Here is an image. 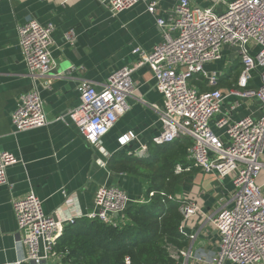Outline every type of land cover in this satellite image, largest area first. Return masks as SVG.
I'll return each mask as SVG.
<instances>
[{
  "label": "built area",
  "instance_id": "built-area-1",
  "mask_svg": "<svg viewBox=\"0 0 264 264\" xmlns=\"http://www.w3.org/2000/svg\"><path fill=\"white\" fill-rule=\"evenodd\" d=\"M141 1L100 0L113 15ZM219 1L225 4L223 10L203 7L199 0H179L174 11L164 17L157 14L159 1L151 0L148 12L156 19L162 41L150 52L141 47L133 49L138 56L137 66L114 70L101 89L87 79L81 80L79 104L57 118L77 127L90 145L99 147L103 137L131 109V99L146 103L133 73L138 67H150L165 99L163 105H151L160 127L152 142L165 145L179 137H188L192 142L187 156L190 165L179 164L176 172L200 167L220 179L231 178L234 187L214 212L205 211L194 200L180 199L164 191L149 192L151 199L159 195L163 203L177 202L183 215L179 231L188 239L187 246L166 244L173 264H264V185L257 183L264 170V0ZM55 30L53 22L42 23L37 19L18 27L22 55L33 79L54 75ZM77 40L75 29L64 33L65 44L75 46ZM225 46L236 48L243 64L238 83L227 91L219 87L223 73L206 70L208 64L223 57ZM75 69L72 66L65 72ZM198 75L204 77L210 90L200 91L192 84ZM47 83L51 84V80ZM230 99L233 100L230 110L224 111V104ZM245 99L259 100L262 116L233 121L231 111ZM11 119L16 132L49 123L38 85L20 95ZM134 138L133 132L127 134L128 141ZM132 153L146 157L149 146L141 144ZM18 162L14 154L0 149V186L12 184L8 168ZM131 201L119 183L102 184L96 192L94 209L86 217L119 227L113 216L125 213ZM13 207L18 229L29 230L21 239L28 255L26 259L5 264H50L54 259L60 262L66 254L58 253L55 246L65 227L76 218H58L45 213L42 200L34 193L14 199ZM212 230L217 231L215 241L209 238ZM42 241L46 255L41 253ZM209 243L215 244L213 254L205 250ZM126 263L131 264L130 258Z\"/></svg>",
  "mask_w": 264,
  "mask_h": 264
},
{
  "label": "crops",
  "instance_id": "crops-1",
  "mask_svg": "<svg viewBox=\"0 0 264 264\" xmlns=\"http://www.w3.org/2000/svg\"><path fill=\"white\" fill-rule=\"evenodd\" d=\"M150 1L143 0L118 15H113L100 0L0 1V149L9 151L19 159L18 163L8 168L12 184L0 186V264L27 258L28 250L21 239L28 235L29 230L18 229L13 200L31 193L40 197L45 213L58 218L72 216L79 220L87 218V213L94 209L97 189L105 183H119L129 193L131 202L145 201L142 203L148 204L160 197L156 195L151 199L150 191H164L180 199L194 200L207 212H214L220 200L233 191L231 178L220 179L200 167H192L183 173L176 172L177 165H190L187 156L191 141L188 137H184L190 141V145L181 156L183 161H177L172 166L173 171L165 180L156 178L158 166L152 170L113 169V160L151 159L160 148L178 139L165 145L152 142L160 127L151 105H163L165 99L148 66L138 67L133 73L140 88L139 93L146 103L131 99V109L103 137L99 147L90 145L77 127L57 119L79 104L78 86L81 80L87 79L101 89L114 70L137 66L138 56L133 49L141 47L150 52L162 41L156 19L148 12ZM158 1L157 14L166 17L174 11L179 0ZM199 4L217 10L225 8V4L219 0H199ZM30 19L56 25L53 44L56 69L50 77L36 76L33 79L24 61L18 27ZM70 29H75L78 35L75 46L64 43V33ZM229 48L234 52L224 69L219 62L209 66V69H221L223 75L219 87L223 91L238 83L243 69L236 48L225 46L223 56ZM72 66L76 69L65 72ZM48 79L51 84L47 83ZM191 82L200 91L211 89L202 75ZM35 84L45 100L49 123L16 132L12 126V113L17 108L20 95L32 90ZM232 103V99L227 100L224 111L230 110L228 108ZM262 114L259 100L245 99L231 111V119L237 121L246 116L259 118ZM211 125L219 133L215 124ZM130 132L135 134V138L128 141L127 134ZM144 143L149 146L148 156L139 157L132 153ZM260 174L261 185H264V170ZM162 185L163 188L160 187ZM113 218L119 222V227L128 222L126 212ZM213 236L216 234L212 230L209 234L211 241H215ZM205 250L213 254L215 244L209 243ZM41 253L47 254L44 241L41 243ZM63 259L60 262L54 259L50 264H65Z\"/></svg>",
  "mask_w": 264,
  "mask_h": 264
},
{
  "label": "trees",
  "instance_id": "trees-1",
  "mask_svg": "<svg viewBox=\"0 0 264 264\" xmlns=\"http://www.w3.org/2000/svg\"><path fill=\"white\" fill-rule=\"evenodd\" d=\"M190 141L178 138L174 145L160 148L151 159L113 160V169L152 170L158 166L156 178L165 180L173 171L172 166L177 161H183L181 156ZM126 215L128 222L121 227H113L97 219L75 220L65 227L55 249L66 253L65 264H127V258H130L131 264H173L166 244L179 247L187 244L179 231L183 220L179 204L172 201L164 204L160 197L148 204L131 202Z\"/></svg>",
  "mask_w": 264,
  "mask_h": 264
},
{
  "label": "rangeland",
  "instance_id": "rangeland-1",
  "mask_svg": "<svg viewBox=\"0 0 264 264\" xmlns=\"http://www.w3.org/2000/svg\"><path fill=\"white\" fill-rule=\"evenodd\" d=\"M233 49L231 48H229L228 49V52L226 53V54H224V56L219 60V61H217V62H214V63H212V64H208L207 66H206V70L207 71H209V72H212V71H220L221 69H219V68H214V69H209V66H211V65H213V64H216V63H221V68H225L226 67V64H227V62H228V58L230 57V56H233ZM255 77H256V80H259V75H258V73H255ZM257 83H259V82H257ZM261 182H263L262 181V178H261V174L259 175V177L257 178V183H259V184H261ZM213 238H214V240H216L217 239V235L216 236H213Z\"/></svg>",
  "mask_w": 264,
  "mask_h": 264
},
{
  "label": "water",
  "instance_id": "water-1",
  "mask_svg": "<svg viewBox=\"0 0 264 264\" xmlns=\"http://www.w3.org/2000/svg\"><path fill=\"white\" fill-rule=\"evenodd\" d=\"M214 234H217V231H214Z\"/></svg>",
  "mask_w": 264,
  "mask_h": 264
}]
</instances>
